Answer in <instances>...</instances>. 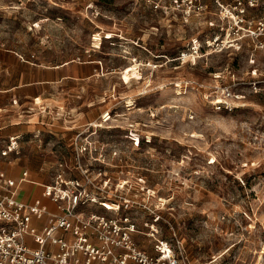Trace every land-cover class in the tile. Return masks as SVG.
Returning <instances> with one entry per match:
<instances>
[{
  "label": "rangeland",
  "instance_id": "1",
  "mask_svg": "<svg viewBox=\"0 0 264 264\" xmlns=\"http://www.w3.org/2000/svg\"><path fill=\"white\" fill-rule=\"evenodd\" d=\"M219 12L215 0H0V108L36 126L7 163L51 182L63 162L83 180L82 132L97 150L81 162L110 192L96 196L141 203L129 212L142 247L167 240L184 264H264V94L240 83L264 50L210 45ZM55 65L73 76L35 85L38 97L31 84L5 90ZM228 83L242 98L217 109Z\"/></svg>",
  "mask_w": 264,
  "mask_h": 264
},
{
  "label": "built area",
  "instance_id": "2",
  "mask_svg": "<svg viewBox=\"0 0 264 264\" xmlns=\"http://www.w3.org/2000/svg\"><path fill=\"white\" fill-rule=\"evenodd\" d=\"M215 1L220 8L219 29L207 42L222 50L251 40L264 50V0ZM253 74L240 83L264 94V62ZM236 85H222L215 108L237 106L242 94L236 92ZM81 135L75 137V154L83 180L66 176L68 164L60 162L52 181L42 184V197L28 202L18 197L20 183L28 179L27 170L19 178L0 175V264H184L181 247L167 240L156 238L150 251L136 241L140 231L129 211L141 206L137 199L96 196L99 190L110 192L99 187L82 164L83 153L96 152L97 147L78 142ZM18 147V137L12 136L1 154L17 152ZM142 207L148 209L145 204ZM155 233L156 228L148 236L155 238Z\"/></svg>",
  "mask_w": 264,
  "mask_h": 264
},
{
  "label": "crops",
  "instance_id": "3",
  "mask_svg": "<svg viewBox=\"0 0 264 264\" xmlns=\"http://www.w3.org/2000/svg\"><path fill=\"white\" fill-rule=\"evenodd\" d=\"M47 68L54 71L56 73V76L46 78V79L43 78L40 80L31 79V83H21V84L19 83L5 90L12 91V90L25 87V85L27 84H31V98L38 97V96H35V92L32 91L35 85L41 82H45L46 84L61 83L64 79H67L68 77L73 76V74L67 71L63 65H55V66L47 67ZM5 109L6 108H0V175L19 178L22 174V171L27 170L28 179L20 183L18 197L25 201L31 202L36 197H42V184L47 183V182L37 180L39 177L36 176V174L33 175L34 178H31V172L29 171V168L26 166L18 165V160H20V158L12 162L15 168H13L14 166H10V164L7 163V159L10 158V155L12 154L15 155V154L20 153V146H22V141H21L22 136H24V134L28 132L32 133L34 129H36V126L33 124V121H31L32 115L29 116L27 114L19 113V115L14 116V120H6L5 114H7L8 111H5ZM12 136L18 137V146H19L18 150L17 152H11L9 155L3 156L1 154V151L9 143V140ZM43 201L46 204L50 205L51 208L53 209L55 208L54 205L50 203L48 199L43 198ZM28 240L31 241V238H28Z\"/></svg>",
  "mask_w": 264,
  "mask_h": 264
},
{
  "label": "bare ground",
  "instance_id": "4",
  "mask_svg": "<svg viewBox=\"0 0 264 264\" xmlns=\"http://www.w3.org/2000/svg\"><path fill=\"white\" fill-rule=\"evenodd\" d=\"M107 37H112L111 32L108 33ZM94 39H96V40H101L100 33H96L95 36H94ZM103 39H104V37H103ZM130 101H131V100H130ZM217 218H218V217H217Z\"/></svg>",
  "mask_w": 264,
  "mask_h": 264
}]
</instances>
